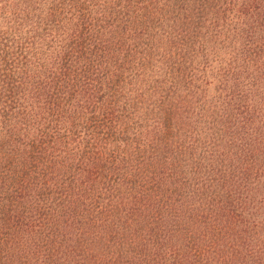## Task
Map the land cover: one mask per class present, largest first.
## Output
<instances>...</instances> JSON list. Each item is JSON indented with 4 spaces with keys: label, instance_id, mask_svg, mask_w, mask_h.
<instances>
[{
    "label": "trees",
    "instance_id": "obj_1",
    "mask_svg": "<svg viewBox=\"0 0 264 264\" xmlns=\"http://www.w3.org/2000/svg\"><path fill=\"white\" fill-rule=\"evenodd\" d=\"M0 264H264V0H0Z\"/></svg>",
    "mask_w": 264,
    "mask_h": 264
}]
</instances>
